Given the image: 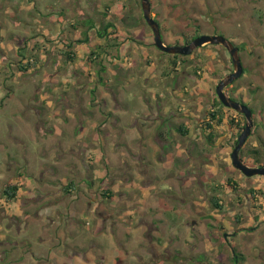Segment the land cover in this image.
<instances>
[{
	"label": "rangeland",
	"instance_id": "1",
	"mask_svg": "<svg viewBox=\"0 0 264 264\" xmlns=\"http://www.w3.org/2000/svg\"><path fill=\"white\" fill-rule=\"evenodd\" d=\"M150 3L165 44L238 47L244 73L224 91L253 112L239 157L264 165V0ZM152 41L140 0H0V264H264V176L233 167L245 118L216 101L227 50L172 70Z\"/></svg>",
	"mask_w": 264,
	"mask_h": 264
},
{
	"label": "water",
	"instance_id": "2",
	"mask_svg": "<svg viewBox=\"0 0 264 264\" xmlns=\"http://www.w3.org/2000/svg\"><path fill=\"white\" fill-rule=\"evenodd\" d=\"M140 2L143 18L149 25L153 34L154 45L162 52H166L171 55H188L193 51V49L205 44H219L227 50L232 63V71L218 81L215 86V94L224 107L233 109L234 111L243 114L245 118L244 127L238 135L236 143L230 153L231 163L235 169L239 170L247 177L255 175L264 176V166H249L239 157V151L244 145L247 137L250 135L251 128L253 126L252 110L247 105L230 98L224 91L228 85L241 76L243 71L238 47L221 34L199 35L184 45L165 44L161 38L159 24L152 16L150 0H140Z\"/></svg>",
	"mask_w": 264,
	"mask_h": 264
},
{
	"label": "trees",
	"instance_id": "3",
	"mask_svg": "<svg viewBox=\"0 0 264 264\" xmlns=\"http://www.w3.org/2000/svg\"><path fill=\"white\" fill-rule=\"evenodd\" d=\"M113 26V24L112 23H110V22H106V23H104L103 24V26L102 27H100V29L99 30H97V35H98V37L99 38H105V36L108 34L107 33V29L109 28V27H112ZM90 27H93V25H91ZM110 38V37H109ZM112 39V42L110 41V42H108V44H106V45H104V44H97L96 46L97 47H95L96 48V50H91V52H90V54H89V56H88V60L89 61H93V59H95L97 56H99V50H102V52L104 51V52H106L105 50V48H108V46H113V45H116V42H115V37L114 38H111ZM88 40V38H87V36H85L83 39H78L77 41L78 42H86ZM105 41L107 42V40L105 39ZM152 44L154 45V42L152 41ZM102 45H104V46H102ZM103 47H105V48H103ZM103 52V53H104ZM73 55V52L72 51H66V58L68 59V60H70L71 59V56ZM169 55V54H168ZM169 56H171L172 57V60H171V65H172V70H174V69H176V67L178 66V64L181 62H184V61H182L181 59H178L179 57L180 58H184V56H186V55H180V54H173V55H169ZM21 57H24L23 55H21ZM31 58H33V57H31ZM22 59V58H21ZM21 59L19 60V66H18V69L21 71V72H25V71H27V67L29 66V65H32V59H31V61L29 62V61H27V62H24V63H22L21 62ZM179 60H180V62H179ZM101 67L98 69V71L99 72H102V71H104V69H105V66H103V65H100ZM243 73H244V70L242 71V74H241V76L243 75ZM240 76V77H241ZM238 79V78H237ZM236 79V80H237ZM235 81V80H234ZM233 81V82H234ZM232 82V83H233ZM217 101V103L220 105V104H222L219 100H216ZM252 110V109H251ZM221 111L219 110V108H215V109H213V110H211V111H209L208 112V120H207V122H205V124L207 125V127H210V125H211V123H210V121L211 120H216L217 122H221L222 121V115H221V113H220ZM253 113V112H252ZM240 114V113H239ZM241 115V114H240ZM253 116V115H252ZM243 127H244V124H242V126L238 129V135H239V133L242 131V129H243ZM178 130L180 131V132H182V133H184L185 132V128L183 127V126H178ZM235 143H236V140L234 141ZM240 153H241V149H240ZM256 151L254 152V154L253 155H256ZM255 162L258 164V166H264V165H262V164H260L259 163V160H258V158H255ZM244 162V161H243ZM245 163V162H244ZM246 164V163H245ZM73 184L74 183H72V182H68L65 186H64V190H65V192H67V190H70L71 188H73ZM18 189H19V185H18V182L16 181V180H8L7 182H6V184H5V187L3 188V197H4V200H7V201H11L13 198H15L16 196H17V194H18ZM108 190H103L102 191V194H106V192H107ZM212 203H213V206L214 207H220V205L218 204V198L217 197H214L213 199H212ZM236 257H238L237 256V254H233V261L235 262L234 264H237L236 262H237V259H236Z\"/></svg>",
	"mask_w": 264,
	"mask_h": 264
},
{
	"label": "flooded vegetation",
	"instance_id": "4",
	"mask_svg": "<svg viewBox=\"0 0 264 264\" xmlns=\"http://www.w3.org/2000/svg\"><path fill=\"white\" fill-rule=\"evenodd\" d=\"M151 4V3H150ZM153 11H151V13H152ZM156 15V13L155 14H153L152 16H153V18L156 20V18H157V16H155ZM158 19V18H157ZM157 22H158V24H159V30H160V33H161V28H160V23H159V21L158 20H156ZM180 36H182V35H180ZM196 35H194V36H192L191 38H187V36H184V38H183V42H182V44H179V45H184V44H187V43H189L194 37H195ZM161 38H162V36H161ZM163 41V40H162ZM165 43V42H164ZM175 45H178V44H175ZM219 45V44H218ZM155 46V45H154ZM191 54V53H190ZM189 55V54H188ZM232 71V69L228 72V73H230Z\"/></svg>",
	"mask_w": 264,
	"mask_h": 264
}]
</instances>
